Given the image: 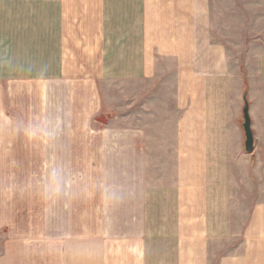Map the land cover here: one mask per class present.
<instances>
[{"label":"crops","instance_id":"0c3cea01","mask_svg":"<svg viewBox=\"0 0 264 264\" xmlns=\"http://www.w3.org/2000/svg\"><path fill=\"white\" fill-rule=\"evenodd\" d=\"M87 1L0 0V82H9L18 103L26 101L25 90L35 85L43 101L51 96L59 104L53 115H59L54 111H60V103H68L75 93L89 134L95 117L106 109L103 103L108 102L100 86L109 75L123 81L130 78L131 142L124 149L129 150L128 165L133 167V215L144 219L183 209L194 213L192 231L183 232L182 219L183 241L178 235L177 253L173 248V256L184 257L183 262L190 250L191 260L207 264L203 246L210 238L264 246V205L251 203L240 231L228 220L234 208L228 170L245 162V177L264 184V171L259 173L264 162V0H131L137 2V9H131L128 24L123 8L115 15L103 12L99 19L86 12L71 13L70 7L85 6ZM123 3L117 0L119 6ZM245 103L254 141L251 152L244 146ZM3 116L9 136L5 161L20 167L19 183L10 188L25 193L27 165L44 164L38 158L50 159L45 160L47 165L59 163L60 133L48 143L52 152L39 153L35 162L28 157L33 146L29 148L24 137L16 134L9 118L20 120L18 113L4 106ZM152 166L171 169L176 183L172 187L190 191L185 195L189 207L180 199L179 205L157 208L156 198L161 196L150 188L144 192V182L153 180ZM203 167L212 168L209 176L216 183L212 187L201 184L208 181ZM170 190L162 197L174 199ZM217 192L224 203L213 201ZM6 204L10 214L20 213L12 199ZM204 213L222 221L206 217L205 222ZM10 214L0 224L11 223ZM167 227L166 221L160 226ZM172 239L166 237L165 244ZM227 259L228 264H264L250 249Z\"/></svg>","mask_w":264,"mask_h":264},{"label":"rangeland","instance_id":"374dc122","mask_svg":"<svg viewBox=\"0 0 264 264\" xmlns=\"http://www.w3.org/2000/svg\"><path fill=\"white\" fill-rule=\"evenodd\" d=\"M133 7L137 9V2L132 3L131 0H124L123 6H119L117 0H88L85 6H72L70 9L71 13L86 12L92 14L94 19H99L103 12L115 15L119 8H123L121 14L124 15L125 24H128ZM100 88L108 102L103 103V108L106 109L95 117L89 134L86 131L88 123L84 121L86 114L82 103L75 100V93L68 103H60V111H54L63 120L59 135L58 165L63 167L69 177H78L87 185V192L84 195L45 199L40 195V182L50 166L45 160L50 159L40 160L38 154L52 152L51 145L47 142H28L29 148L33 146L28 157L34 158L35 162L38 158L37 161L44 164L27 165L28 192H14L10 184L18 185L20 167L9 166L5 161L9 136L5 132L3 112L5 106L10 111L17 112L22 120L36 115H53L51 111L59 104L51 96L46 102L43 101L36 95L35 85H29L25 90L26 101L18 100V103L11 96L9 82H0V220L10 214L6 204L10 199L13 200L14 210L16 206L17 210L21 208L19 214L12 215L11 211V223L0 224V264H197L191 260L193 254L190 250L187 262L182 261L184 257L173 256V248L177 253V237L181 234L180 222L183 219L186 226L183 232H191L196 219L194 213L187 214L183 209L181 212L155 214L144 219L142 215L138 218L133 215V167L128 165L131 163L129 150L124 149L131 142V79L124 78L123 81L109 75ZM9 118L13 126L18 121L12 116ZM113 143L121 145V148L116 149ZM261 165L263 167L259 169V173L264 171V162ZM160 169H164L163 173H156ZM25 170L26 167L23 168L24 172ZM150 170L153 180L144 182V192L150 188L161 196L160 199L156 198L155 205L158 209L164 204L179 205L180 199L190 206L189 199L186 200L185 196L190 191L181 192L178 185L172 187L176 183L172 181L170 168L152 166ZM211 171V167L202 168L208 181L201 184L206 188L216 184L209 176ZM244 174L245 162L228 170L234 201V212L228 215V220L234 223L237 231L241 230L249 215L251 203L264 205V184H258L254 178L251 182ZM139 184L142 185V182ZM105 185L116 188V199L105 195ZM167 189H171L170 194H173L174 199L162 197ZM212 199L216 203H224L220 200L219 192ZM17 200L21 203H17ZM201 217L204 221L206 217L210 218L207 221H216V218L222 221L221 217L212 214L204 213ZM165 221L167 230L160 228ZM149 225L156 226V229H142ZM168 236L175 239L165 244ZM178 238L183 241L181 235ZM235 242L238 241L226 237L208 239V245L203 246L207 264H228L229 255H243L247 249L254 251L264 261V253L260 254V250L264 251V246H241ZM236 245L238 246L235 247ZM163 255H166V259Z\"/></svg>","mask_w":264,"mask_h":264},{"label":"clouds","instance_id":"9594fccd","mask_svg":"<svg viewBox=\"0 0 264 264\" xmlns=\"http://www.w3.org/2000/svg\"><path fill=\"white\" fill-rule=\"evenodd\" d=\"M62 117L59 115H36L27 119L18 120L14 126L17 135L33 144L52 143L62 130ZM99 187V185H97ZM104 193L110 199H116V188L105 185ZM87 185L83 184L78 177L69 175L62 166L52 163L48 167L40 182V195L45 199H59L70 195H84Z\"/></svg>","mask_w":264,"mask_h":264},{"label":"water","instance_id":"95a60500","mask_svg":"<svg viewBox=\"0 0 264 264\" xmlns=\"http://www.w3.org/2000/svg\"><path fill=\"white\" fill-rule=\"evenodd\" d=\"M243 123H242V127L244 129L245 132V142H244V146H245V150L247 152H251L253 150V133L251 130V120L249 117V113H248V105L247 103H245L244 107H243Z\"/></svg>","mask_w":264,"mask_h":264}]
</instances>
